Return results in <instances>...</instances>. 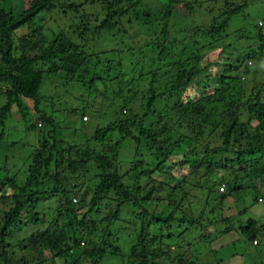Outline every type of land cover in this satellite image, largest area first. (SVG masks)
Returning a JSON list of instances; mask_svg holds the SVG:
<instances>
[{"label": "trees", "instance_id": "16d2710c", "mask_svg": "<svg viewBox=\"0 0 264 264\" xmlns=\"http://www.w3.org/2000/svg\"><path fill=\"white\" fill-rule=\"evenodd\" d=\"M3 1L8 0H0V82H4L0 93L5 95L0 125L14 104L21 109L25 100L32 101L38 111L39 88L51 75L83 89L97 82L105 89L104 95L109 91V82L116 80L117 89L112 88L107 96L111 120L84 141L67 142L56 136L53 120L41 113L40 118L49 128L39 148L30 150L24 170L9 174L0 168V264H29L31 260L43 264L44 256L49 264H57L56 259L67 264L68 255L72 258L70 264H101L116 255L118 264H195L187 250L173 253L169 245L161 248L162 241L195 226L203 229L201 237L224 234L232 231L235 223L251 244L261 237L264 225L252 217H242L245 209L238 203L235 212L226 208L227 216L220 218L224 200L234 197L237 201L235 194L239 191L253 190L251 203L264 200V87L260 84L255 90L257 80L253 77L264 61V28L254 25L258 42L245 48L225 43L227 37L235 40L234 35H222L247 0L242 4L224 0L233 6L212 17L209 25L191 30L181 19L194 20L188 15L194 12L196 0H162L163 15L168 19L177 13L179 20L169 24L165 19L151 37L153 41L138 46L137 53L132 46L110 50L109 54L122 52L133 60L126 66L119 59L116 68L108 61H99L105 50L87 52L63 27L48 37L43 26L15 36L21 27H32L35 18L42 20V13L57 11L66 15L87 0H29L20 7L9 0L8 8L2 6ZM119 2L111 0L102 9L121 18L127 10L112 9ZM180 2L183 8L173 11V4ZM136 14L147 18L143 24H151L150 13ZM169 26L176 32L168 33ZM111 27L109 18L104 17L92 32L98 34ZM85 28H90L88 21ZM198 33L210 38L200 48L195 47ZM178 35L180 38H176ZM29 49L40 52L30 54ZM209 54L213 56L208 58ZM159 67L169 69L162 68V75L157 77ZM122 149H127L128 157L120 158ZM189 197L196 198L195 207L190 205L180 213L178 205ZM42 202L58 204L54 211L42 212ZM141 203L148 209L141 208L134 214L133 208ZM211 203L214 205L210 209ZM128 206L130 217L124 221L122 211ZM98 213L103 216L97 220L94 214ZM238 215L237 221L219 224L220 219L225 223ZM120 219L130 222L123 227L134 235L127 255L119 254L120 247L113 245V234L108 230L109 224ZM103 223L106 235L99 243L93 237ZM211 223L216 226L209 228ZM32 225L45 227L26 238L22 236L18 242H8V237ZM190 244L187 242V246ZM253 246L256 250L252 255L258 258L252 264H264V243ZM14 247L26 252L37 247L42 260L17 257ZM110 247L112 251L108 252Z\"/></svg>", "mask_w": 264, "mask_h": 264}, {"label": "rangeland", "instance_id": "374dc122", "mask_svg": "<svg viewBox=\"0 0 264 264\" xmlns=\"http://www.w3.org/2000/svg\"><path fill=\"white\" fill-rule=\"evenodd\" d=\"M28 1L29 0H11L10 2L8 0L3 1L1 4L3 7L8 8L10 2L11 4L20 7V5L27 4ZM75 1L78 3L83 2V0ZM110 1L111 0H87L80 5L77 11L69 10L66 15L60 14L57 11L42 13V15H40L42 20H40L39 17L35 18L32 27H21L15 32V36H20L21 34L28 32L34 26H43V32L45 36L48 37L53 31L58 30L59 27H63L66 33L71 36L76 43L81 44L82 48H85L87 52L94 53L105 50V54L99 55L100 62L108 61L114 68H116L117 61L122 59V62H125L124 65L127 66L129 61L133 62V60H129L128 57L130 56L128 54L127 56L122 52L109 54L110 50H124L127 46H132L134 49L133 51L137 53L136 48L141 44H144L146 41H149V39L152 40L151 37H154V32H157L162 28V23L167 19L163 15L165 8L161 3L162 0H140L138 2L132 0L136 3L120 0L119 4L113 6L112 9L123 7L127 10V13L125 16L119 18L102 9L103 6L106 7V4ZM228 1L237 4H242L243 2V0H227V3H229ZM224 2V0H196V4H194L193 7L194 12H191V15H188L189 17L194 18V20H184V18H182L181 23H187V27H189L190 30L207 26L212 17H216L223 10L233 6L232 4L226 5ZM247 2V5L243 7L238 14L232 16L229 24L222 33V35H234V38L236 39L234 40L227 37L225 43L234 42L241 48H245L251 45L254 46L258 42V32H255L253 27L258 23L264 28V0H247ZM181 3L182 2L173 4L172 10L177 11L178 9L183 8ZM136 11L150 13L151 16H149V18L151 19V24L149 23L150 21L147 22V24H143L142 21L147 20V18H144L143 15L137 17ZM187 13H189V10H187ZM176 14L175 16L169 15L167 19L169 24L173 19L179 20V16ZM104 17H108L112 23L111 29L104 32L101 31V33L98 34L92 32L93 26L99 24ZM86 21H88L90 25V28L88 29L85 28ZM148 23L150 25H148ZM167 32H176V28L172 30L169 26ZM186 35L188 34L186 33ZM176 38H180L179 35ZM195 39L198 42L195 47L200 48L210 38L202 35V33H198ZM27 52L30 54H39L40 51L39 49H29ZM210 54L208 55V58L213 56ZM93 61L96 60L93 59ZM103 65L104 64H102V67ZM98 66L99 68L101 67L99 63ZM162 68H166V70L167 68L169 69V67H159V70L156 73L157 77L162 75V72L164 71ZM219 68L220 66L217 67L218 70ZM97 69L98 68H95L94 70ZM253 77L257 80L255 90L258 89L260 84L264 87V61H262L256 71L253 72ZM198 79L199 77H196V80ZM64 82L65 80H63L61 76L51 75L48 78L45 77L44 82L39 88L40 97L37 106L38 111L34 110L32 101L27 100L23 102L25 106L21 109L16 104L11 107L3 125H0V133H2L0 139V168L5 173L14 174L17 172V174H19L23 171L29 160L30 150L35 147L39 148L41 141L46 138V132L48 131L49 126L46 125L43 118H40L41 113H44L47 117H50L53 120L56 136L62 137L67 142L74 143H78L81 140L84 141V138L92 133L97 127H101L111 120L110 109L107 107L108 104H110V99L107 96L112 88L117 89L116 80H111V82H109V85H107V90L109 91H107L105 95L103 94L105 89L97 82L93 83L89 88L84 89L78 87V85L76 86V84H73L72 82ZM3 84L4 82H0L1 89ZM261 94L264 98V88ZM4 102L5 95L0 93V106L4 104ZM128 155L129 152L127 149H122L119 156L120 158H126ZM1 169L0 174H3ZM181 171L185 173V168L181 169ZM213 172L218 173L217 170H213ZM18 177L20 178V175H18ZM255 181L256 185H259V179L255 178ZM190 192H194V190H190ZM196 193L202 195L200 192ZM213 194L215 195V193ZM235 196L237 201L233 200L234 197H228L224 200L225 210H222L220 218L227 216L228 210L226 208L230 207V210L235 212L234 205L235 203H238L240 208L245 209V214L242 217H252L258 221V224L264 225V200L252 201L251 203V199L254 195L253 190L249 189L239 191ZM194 200L196 201L195 197H189V199L181 201L177 210H180L181 213V209L186 211L191 208L190 205H194L195 207L196 202ZM57 204L58 202L56 204L51 202H47L46 204V202H42L41 205H39V208L42 212L54 211ZM102 205L106 206L104 202ZM213 205L214 204L211 203L209 208L211 209ZM1 207L2 205H0V208ZM146 207V205L141 203L136 208H133V213L136 214L141 208ZM129 209L128 206L122 211V218L124 221L130 217L131 210ZM102 211L106 212V208L103 207ZM94 215L97 220L103 216V214L99 213ZM239 218L240 215L234 219L228 218L227 220H224L225 223L221 221L222 218L220 219L219 224L226 225L230 222L237 221ZM123 219H120L119 221L115 220L113 224H109L110 226H108V230L113 234L111 237V239L113 238V245L120 247L119 254L127 255L129 245L134 241V235L129 233L127 231L128 229H124L123 226L125 223L130 224V222L126 221L124 223ZM134 221L137 222L138 220L134 219ZM214 226H216V223L208 225L209 228ZM44 227L45 226L41 225L38 227L40 230L37 231L38 229L35 225H32L31 228L26 226V228L24 227L25 230L19 231V235H15L13 238L8 237L7 240L12 243L18 242L17 240L22 239L23 237L26 238L30 233L43 231ZM105 228L106 223H103V225L100 226L97 235L94 234L93 240H99L98 242L101 243L106 235ZM181 228L182 227H179V229ZM201 233L203 234V229L201 227H192L189 231L183 232L181 235L173 236L165 242L162 241L161 248L166 249L167 245H169L168 247L173 253L187 250V256L191 257L190 259H194L196 262L195 264H252L254 258L257 257L256 254L252 255V251H255L256 248L249 242L248 237L245 234L240 233V229L237 228L236 223L235 228L232 231L224 234H212L210 232V237H201ZM101 234L102 236H99ZM260 234L261 237H256L257 244H261V242L264 243V239L260 241V238H264V235L262 236L264 230ZM187 242H190L191 244L187 246ZM87 247H89L88 243ZM43 248V250H45L44 254L48 255V252L46 251L47 248L45 246H43ZM14 249V253L17 257L24 255L29 258L37 257V259L42 260V252L37 247L30 252H26L17 247H14ZM106 250L111 252L112 248L110 247ZM7 253L10 256L13 255V252H10L9 250ZM68 256L69 258L66 260L67 264H70L69 262L72 258L70 255ZM45 258L46 256H44L43 264H49V261L47 262ZM107 258L108 259H105V263L102 261L101 264H118L119 262V256L117 255ZM56 261L57 264H63L62 259H56ZM29 264H36V262L31 260Z\"/></svg>", "mask_w": 264, "mask_h": 264}, {"label": "clouds", "instance_id": "9594fccd", "mask_svg": "<svg viewBox=\"0 0 264 264\" xmlns=\"http://www.w3.org/2000/svg\"><path fill=\"white\" fill-rule=\"evenodd\" d=\"M221 188V189H220ZM224 188V184L223 185H220V187L218 188L219 191H222V189ZM257 241L256 239L252 240V245L256 244Z\"/></svg>", "mask_w": 264, "mask_h": 264}, {"label": "built area", "instance_id": "2783aa9c", "mask_svg": "<svg viewBox=\"0 0 264 264\" xmlns=\"http://www.w3.org/2000/svg\"><path fill=\"white\" fill-rule=\"evenodd\" d=\"M38 124H40V123H38ZM221 189V188H220Z\"/></svg>", "mask_w": 264, "mask_h": 264}]
</instances>
